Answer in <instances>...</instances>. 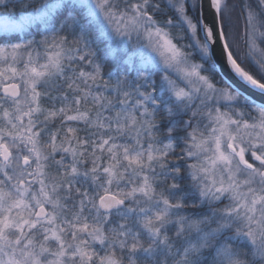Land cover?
<instances>
[{
  "label": "snow or ice",
  "instance_id": "6c2138e0",
  "mask_svg": "<svg viewBox=\"0 0 264 264\" xmlns=\"http://www.w3.org/2000/svg\"><path fill=\"white\" fill-rule=\"evenodd\" d=\"M0 264H264V0H0Z\"/></svg>",
  "mask_w": 264,
  "mask_h": 264
}]
</instances>
